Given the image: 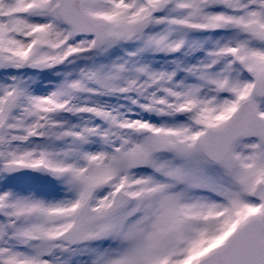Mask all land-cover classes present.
Returning <instances> with one entry per match:
<instances>
[{"label":"snow or ice","instance_id":"6c2138e0","mask_svg":"<svg viewBox=\"0 0 264 264\" xmlns=\"http://www.w3.org/2000/svg\"><path fill=\"white\" fill-rule=\"evenodd\" d=\"M0 264H264V0H0Z\"/></svg>","mask_w":264,"mask_h":264},{"label":"rangeland","instance_id":"374dc122","mask_svg":"<svg viewBox=\"0 0 264 264\" xmlns=\"http://www.w3.org/2000/svg\"><path fill=\"white\" fill-rule=\"evenodd\" d=\"M45 83H46V81H45ZM41 90H43V85H40V86L38 87V91H41ZM17 183L19 184L20 187H27V186H29V184H31V183H33V182H31V181H29V180H27V179H22V180L18 181ZM51 194H52L53 196H57V195H58V193H56L55 191H52Z\"/></svg>","mask_w":264,"mask_h":264}]
</instances>
